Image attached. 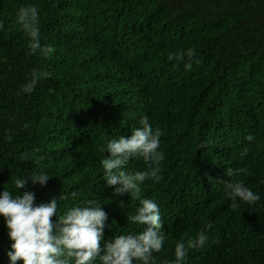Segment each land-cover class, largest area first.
I'll use <instances>...</instances> for the list:
<instances>
[{
    "label": "trees",
    "instance_id": "16d2710c",
    "mask_svg": "<svg viewBox=\"0 0 264 264\" xmlns=\"http://www.w3.org/2000/svg\"><path fill=\"white\" fill-rule=\"evenodd\" d=\"M30 4L40 12L42 45L54 49L48 57L30 54L17 23ZM0 20V192L13 191L17 176L48 171L55 177L47 185L29 183L21 194L33 192L40 205L78 192V200L60 201V214L100 201L106 240L143 231L127 221L139 201L104 184L109 154L101 147L129 137L147 116L164 132L162 179L141 186V197L160 207L161 264L208 224L209 243L184 264H264V207L232 209L218 177L242 170L233 178L264 203V0H0ZM188 48L202 61L191 71L167 59ZM33 69L49 75L21 95ZM146 168L135 158L126 170ZM4 230L5 221L0 264H9Z\"/></svg>",
    "mask_w": 264,
    "mask_h": 264
},
{
    "label": "clouds",
    "instance_id": "9594fccd",
    "mask_svg": "<svg viewBox=\"0 0 264 264\" xmlns=\"http://www.w3.org/2000/svg\"><path fill=\"white\" fill-rule=\"evenodd\" d=\"M17 16V23L29 39L30 54L50 56L54 52L53 47L41 43L38 7L34 4L21 6ZM3 29L4 22L0 20V30ZM167 59L183 63L188 71L202 63L197 58L195 48L170 54ZM48 75L47 72L33 69L20 94H32ZM139 124L129 137L113 138L101 147V151L109 154L101 164L104 169L103 182L114 188L115 195L129 193L139 201V206L135 208L134 214L127 216V221L143 226V231L115 235L106 240L104 230L109 216L97 200L84 201L82 206L74 205L60 214V201L69 198L78 200L80 194L76 191H72L70 196L60 195L49 203L36 205L33 192L24 191L21 194L20 190L29 183L43 187L55 176L48 171H33L25 176H17L13 180V191L5 189L0 192V223L5 221L7 228L2 233L12 241L7 252L9 264H17L20 260L23 264H97V261L99 264H161L154 255L163 252L165 244L160 207L153 199L141 197V186L147 181L159 183L162 179L161 164L166 156L160 149L164 132L160 127H153L147 116L142 117ZM6 139L10 143L12 135ZM246 140L251 143L255 137L248 135ZM200 147L205 148L207 144L202 143ZM247 155L248 149L240 153L241 158ZM29 156L25 153L21 159L27 160ZM135 158H142L146 162V170H126L129 162ZM240 171L229 168L226 172H219L218 177L223 180L219 181L223 184L221 191L226 194L224 198L230 200L234 210L241 204L264 207L258 193L243 181L233 178ZM54 215L58 216L55 222L52 220ZM211 227L208 224L194 237L178 241L174 248V259H165L162 264H184L190 250L203 248L209 243Z\"/></svg>",
    "mask_w": 264,
    "mask_h": 264
}]
</instances>
